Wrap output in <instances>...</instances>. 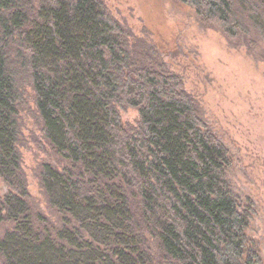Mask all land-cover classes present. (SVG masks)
<instances>
[{"label": "trees", "instance_id": "1", "mask_svg": "<svg viewBox=\"0 0 264 264\" xmlns=\"http://www.w3.org/2000/svg\"><path fill=\"white\" fill-rule=\"evenodd\" d=\"M179 1L205 27L264 40V0ZM131 37L103 0H0V264L260 263L230 152L182 77ZM26 87L56 157L38 174L47 215L18 146Z\"/></svg>", "mask_w": 264, "mask_h": 264}, {"label": "rangeland", "instance_id": "2", "mask_svg": "<svg viewBox=\"0 0 264 264\" xmlns=\"http://www.w3.org/2000/svg\"><path fill=\"white\" fill-rule=\"evenodd\" d=\"M103 1L131 39L161 54L200 102L201 119L230 152L227 181L250 213L246 233L259 250V264H264V40L250 31L229 38L215 27H205L179 0ZM17 111L28 201L35 210L52 214L38 174L42 164L56 163V157L43 138L29 87ZM120 116L125 125L138 118L132 108Z\"/></svg>", "mask_w": 264, "mask_h": 264}]
</instances>
